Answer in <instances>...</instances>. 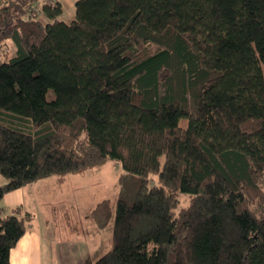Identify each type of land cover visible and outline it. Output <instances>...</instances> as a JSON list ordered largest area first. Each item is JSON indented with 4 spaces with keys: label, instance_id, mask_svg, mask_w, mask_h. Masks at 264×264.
<instances>
[{
    "label": "trees",
    "instance_id": "trees-1",
    "mask_svg": "<svg viewBox=\"0 0 264 264\" xmlns=\"http://www.w3.org/2000/svg\"><path fill=\"white\" fill-rule=\"evenodd\" d=\"M75 9L0 0V46L17 47L0 57V201L115 160V216L109 198L90 212L114 216L94 264H264V0ZM32 218L0 213V264Z\"/></svg>",
    "mask_w": 264,
    "mask_h": 264
},
{
    "label": "rangeland",
    "instance_id": "rangeland-1",
    "mask_svg": "<svg viewBox=\"0 0 264 264\" xmlns=\"http://www.w3.org/2000/svg\"><path fill=\"white\" fill-rule=\"evenodd\" d=\"M60 1L63 12L59 18L67 22L73 20L76 0ZM39 13V19L45 21ZM16 51L15 43L9 39L0 46V57L8 58L16 55ZM121 171L117 161L108 160L102 167L68 174L62 179L52 175L7 193L0 201V213L13 212L16 205L11 203L14 201L21 203L24 211L34 213L31 224L44 235V264H94L111 248ZM0 182L5 181L0 178ZM106 198L112 200L114 216L100 226L90 212ZM188 200L187 195H180L178 210L186 206Z\"/></svg>",
    "mask_w": 264,
    "mask_h": 264
},
{
    "label": "crops",
    "instance_id": "crops-1",
    "mask_svg": "<svg viewBox=\"0 0 264 264\" xmlns=\"http://www.w3.org/2000/svg\"><path fill=\"white\" fill-rule=\"evenodd\" d=\"M14 203L16 206L13 208V210L19 208L21 211V215H24L29 212L33 214V218L28 222L27 230L25 234L18 241V243L11 249L10 261L12 262V264H44V255H43L44 235L36 231L34 226L31 224L34 220L35 215L31 211L28 210L24 211L21 203L14 201L11 204L14 205Z\"/></svg>",
    "mask_w": 264,
    "mask_h": 264
}]
</instances>
